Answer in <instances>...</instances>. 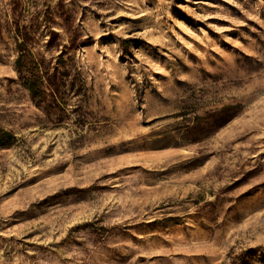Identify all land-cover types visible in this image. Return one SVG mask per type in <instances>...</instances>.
I'll list each match as a JSON object with an SVG mask.
<instances>
[{
    "label": "rangeland",
    "instance_id": "1",
    "mask_svg": "<svg viewBox=\"0 0 264 264\" xmlns=\"http://www.w3.org/2000/svg\"><path fill=\"white\" fill-rule=\"evenodd\" d=\"M4 131L0 264H264V0H0Z\"/></svg>",
    "mask_w": 264,
    "mask_h": 264
},
{
    "label": "trees",
    "instance_id": "2",
    "mask_svg": "<svg viewBox=\"0 0 264 264\" xmlns=\"http://www.w3.org/2000/svg\"><path fill=\"white\" fill-rule=\"evenodd\" d=\"M19 30L17 29L15 35V50L17 52V57L15 58L14 67L18 75L23 81L24 86L29 91L31 97L33 98L36 93V88L39 84H42L41 76L34 72L33 66L35 65L34 62L29 60L30 53L26 49L25 46V37L24 34H19ZM22 36V41L19 42L17 37ZM24 73V74H23ZM39 79V80H38ZM39 83V84H38ZM4 138L0 137V147H6L12 144L16 139L15 136L11 132L4 131Z\"/></svg>",
    "mask_w": 264,
    "mask_h": 264
}]
</instances>
